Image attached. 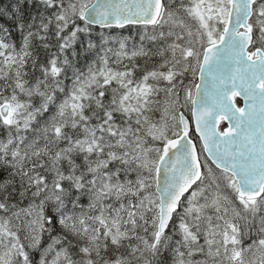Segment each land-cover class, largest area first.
Returning <instances> with one entry per match:
<instances>
[{
	"label": "snow or ice",
	"instance_id": "snow-or-ice-1",
	"mask_svg": "<svg viewBox=\"0 0 264 264\" xmlns=\"http://www.w3.org/2000/svg\"><path fill=\"white\" fill-rule=\"evenodd\" d=\"M0 264H264V0L0 2Z\"/></svg>",
	"mask_w": 264,
	"mask_h": 264
},
{
	"label": "trees",
	"instance_id": "trees-1",
	"mask_svg": "<svg viewBox=\"0 0 264 264\" xmlns=\"http://www.w3.org/2000/svg\"><path fill=\"white\" fill-rule=\"evenodd\" d=\"M0 2H6V0H0ZM99 30H100V29L97 28V31H99ZM113 31H117V30H113ZM122 31L124 32L125 35H127L129 30L125 29V30H122ZM134 34H135V33H134V31H133V35H134Z\"/></svg>",
	"mask_w": 264,
	"mask_h": 264
},
{
	"label": "flooded vegetation",
	"instance_id": "flooded-vegetation-1",
	"mask_svg": "<svg viewBox=\"0 0 264 264\" xmlns=\"http://www.w3.org/2000/svg\"><path fill=\"white\" fill-rule=\"evenodd\" d=\"M237 103H238V105H239V106H241V103H240V101H239V100H237Z\"/></svg>",
	"mask_w": 264,
	"mask_h": 264
},
{
	"label": "water",
	"instance_id": "water-1",
	"mask_svg": "<svg viewBox=\"0 0 264 264\" xmlns=\"http://www.w3.org/2000/svg\"><path fill=\"white\" fill-rule=\"evenodd\" d=\"M239 98V97H238ZM243 102V101H242ZM242 106H243V103H242ZM224 126H226V125H224Z\"/></svg>",
	"mask_w": 264,
	"mask_h": 264
}]
</instances>
